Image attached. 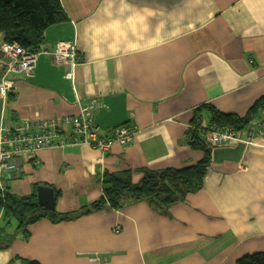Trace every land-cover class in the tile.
I'll return each instance as SVG.
<instances>
[{
    "label": "crops",
    "instance_id": "0c3cea01",
    "mask_svg": "<svg viewBox=\"0 0 264 264\" xmlns=\"http://www.w3.org/2000/svg\"><path fill=\"white\" fill-rule=\"evenodd\" d=\"M60 1L66 20L49 27L40 45L52 52L57 42H76L82 102L98 98L105 106L94 114L100 135L128 124L134 139L105 153L71 145L18 157L0 177V193L38 201V188L49 187L57 214L78 213L102 198L107 174L127 172L139 184L145 171L198 164L205 153L187 141L196 116L209 128L213 109L244 118L264 97V0H127L132 12L124 16L120 0ZM109 2L111 18L104 11ZM145 7L157 13L149 36L164 22L163 44L113 53L111 40L88 30ZM5 43L0 33V48ZM66 71L46 54L32 77L6 74L0 65V79L12 83L0 100V137L24 121L76 116L80 104ZM255 120L264 122V108ZM248 141L242 133L237 142L211 148L202 188L167 212L146 201L107 205L70 221L43 218L24 234L15 219L6 225L2 211L7 244L0 246V264H237L264 252V136L255 145Z\"/></svg>",
    "mask_w": 264,
    "mask_h": 264
},
{
    "label": "trees",
    "instance_id": "16d2710c",
    "mask_svg": "<svg viewBox=\"0 0 264 264\" xmlns=\"http://www.w3.org/2000/svg\"><path fill=\"white\" fill-rule=\"evenodd\" d=\"M65 20L66 15L60 0H0V33L4 35L5 42L17 43L27 50L39 47L44 40L45 31ZM205 108L206 106L199 110ZM262 108H264V97L255 103L244 118L222 114L213 109L211 126L242 129L259 117ZM199 110L197 112H200ZM211 126L203 128L201 118L196 116L187 141L190 147L203 151L205 157L194 166L157 172L145 171L139 184H133L127 172L107 174L102 198L91 207L74 214L59 215L56 210L47 211L34 197L19 199L7 192L0 193V213L3 211V220L9 225L10 220L15 219L19 223L18 230L24 232L28 225L43 218L60 223L102 211L107 205L121 209L124 204L134 201H146L154 209L167 212L172 204L202 188L211 161V147L202 136ZM58 197L59 194L56 195V201ZM1 235L0 232V246L4 247L3 245L7 244L4 240L7 241V238L2 240ZM237 264H264V252L247 255Z\"/></svg>",
    "mask_w": 264,
    "mask_h": 264
},
{
    "label": "built area",
    "instance_id": "2783aa9c",
    "mask_svg": "<svg viewBox=\"0 0 264 264\" xmlns=\"http://www.w3.org/2000/svg\"><path fill=\"white\" fill-rule=\"evenodd\" d=\"M41 54L51 55L59 66H65L64 78L72 85L79 102L80 111L76 116L44 120L24 121L13 128H6L0 137V177L10 173L14 161L21 156H36L42 150L63 148L71 145H84L101 152L110 151L115 145L127 146L133 142L135 129L128 124L115 128L111 134L101 136L94 121V114L105 106L98 98H88L82 102L76 81L77 68L82 63V55L76 42H57L52 52L44 45L27 50L17 43H5L0 48V65L7 73L32 77ZM12 89L6 76L0 79V100L5 99ZM70 127V134L66 127ZM245 134L250 144L264 136V122L251 121L242 129L231 126H211L202 138L211 147H220L240 140Z\"/></svg>",
    "mask_w": 264,
    "mask_h": 264
},
{
    "label": "clouds",
    "instance_id": "9594fccd",
    "mask_svg": "<svg viewBox=\"0 0 264 264\" xmlns=\"http://www.w3.org/2000/svg\"><path fill=\"white\" fill-rule=\"evenodd\" d=\"M120 5L118 10L120 16H124L126 12H132V7L128 5L127 0H120ZM111 8L112 3L109 2L108 7L104 9L109 18L113 16ZM156 14L154 9L145 7L135 10L132 15L124 19H110L109 23L102 27L90 24L88 30H91L94 36L102 35L105 40H111L108 47L113 53L142 51L165 42L162 36L163 21L157 25L153 35H148L151 31L149 19L154 18Z\"/></svg>",
    "mask_w": 264,
    "mask_h": 264
},
{
    "label": "water",
    "instance_id": "95a60500",
    "mask_svg": "<svg viewBox=\"0 0 264 264\" xmlns=\"http://www.w3.org/2000/svg\"><path fill=\"white\" fill-rule=\"evenodd\" d=\"M38 204L47 211H54L55 204V192L49 187H39L37 192Z\"/></svg>",
    "mask_w": 264,
    "mask_h": 264
},
{
    "label": "rangeland",
    "instance_id": "374dc122",
    "mask_svg": "<svg viewBox=\"0 0 264 264\" xmlns=\"http://www.w3.org/2000/svg\"><path fill=\"white\" fill-rule=\"evenodd\" d=\"M254 121V120H253ZM255 121H257V120H255Z\"/></svg>",
    "mask_w": 264,
    "mask_h": 264
}]
</instances>
